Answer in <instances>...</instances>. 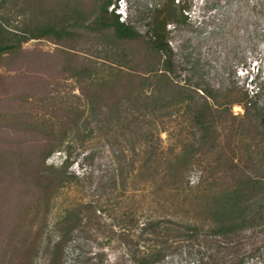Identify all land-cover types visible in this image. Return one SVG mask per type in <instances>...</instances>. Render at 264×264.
<instances>
[{
	"label": "rangeland",
	"instance_id": "374dc122",
	"mask_svg": "<svg viewBox=\"0 0 264 264\" xmlns=\"http://www.w3.org/2000/svg\"><path fill=\"white\" fill-rule=\"evenodd\" d=\"M127 1V23L139 38L128 41L122 53L113 44L112 29L93 23L102 0H33L27 9L19 0L25 9L17 18L20 26L28 20L43 22L41 2L47 21L55 27L61 17L66 21L59 40L55 34L30 39L16 53L0 57V264H48L55 255L45 250L51 224L66 207L89 202L105 210L86 213L90 218L71 232L54 264H131L127 249L141 251L150 243L139 228L151 214L152 192L172 183L140 179L125 190L118 179L113 185L115 155L125 171H150L164 169L167 164L158 160L166 155L192 150L188 179L194 190L200 171L207 189L225 188L246 176L264 177V0ZM181 15L184 21H178ZM156 24L164 25L172 51L169 75L188 89L186 101L164 108L156 98L159 84L133 77V92L115 105L125 77L121 84L103 86L73 75L83 63L115 61L120 53L126 54L124 70L131 74L162 68L164 57L149 56L142 45ZM99 63L96 74L112 80V70ZM86 92L93 94L89 102ZM206 103L212 110L205 112L210 126L204 130L197 115ZM75 116L77 125H71ZM46 135H68L78 163L68 168L75 178L49 202L32 176L42 157L34 143ZM82 154L93 157L83 160ZM25 157L29 166L23 164ZM63 160V152L55 151L45 164L59 170ZM163 193L156 196L164 204L159 215L177 223V235L170 236L175 242L159 264H198L202 255L212 264H227L238 256L245 258L244 264H264V223L231 241L208 236L205 228L192 234L188 230L201 219L194 202ZM238 240L243 244L234 249Z\"/></svg>",
	"mask_w": 264,
	"mask_h": 264
},
{
	"label": "trees",
	"instance_id": "16d2710c",
	"mask_svg": "<svg viewBox=\"0 0 264 264\" xmlns=\"http://www.w3.org/2000/svg\"><path fill=\"white\" fill-rule=\"evenodd\" d=\"M32 1L33 0H22L23 7L25 9L30 8L34 4ZM111 1L112 0H102L99 6L100 14L93 23L102 28H111L114 37L113 44H115V47L117 46V49L121 50L122 53H125V45L131 39H138L139 34L128 23L120 22L114 13H108L107 9ZM178 3L179 0H177V4ZM38 8L40 11L42 10L41 16H43V22H39L35 25L32 20H28V22L20 26L17 18L20 14L24 13L25 9L21 8L19 0H0V57L16 53V51L20 50L22 43L30 39L45 38L52 34H55L58 40L62 38L61 33L64 30L62 24L66 21V18L61 17L58 20L60 26L55 27L56 25H53L51 21H47L45 18L46 11L42 2L39 3ZM69 18L72 19V17ZM185 18L186 16L181 15L178 21H184ZM151 32L152 34L150 37L142 41V45L147 50L146 52L149 56L152 54L156 57H164L162 60V68H154L152 66L141 74H131L124 70L126 66L122 59L124 60L126 54L120 53L121 59L115 61L99 60L98 62H93L94 66L92 64L84 65L85 63H83L80 67L75 68V73L73 75L75 77L79 76V81H81L82 78L83 81H89L90 83L93 80L100 81L99 83L103 86L108 82H112L113 84L116 82L120 83V80L125 77V84L123 83L124 91L118 93L119 95L114 103L115 105L120 104L123 95L128 97L133 92L134 78H138L141 83L146 82L148 84L149 80L153 79L160 86L156 98L159 101H164L163 107L170 108L172 106H177V103L186 101L187 97L183 95V93L184 90L188 89L183 85L174 83L170 78L169 73L172 70V51L165 40L164 25L159 26L156 24L153 26ZM98 63L102 65V67L107 66L113 71L110 73L114 77L112 80H109V76L106 74L100 76L96 74L101 72L98 71L97 69L99 68L95 66V64ZM85 77L88 80L84 79ZM172 91L176 92L171 94ZM96 95L98 96L97 99L104 100L103 96L99 93ZM85 97L87 101L91 100L90 98L93 97V94L86 92ZM211 110L212 106L206 103L203 111L197 115V124H199L201 129L205 130L210 126L206 125L207 120L205 119V112ZM77 118L78 117L75 116L68 122L71 125H77ZM67 136L68 135H59L57 137L56 135H46L40 137L38 141L34 143V147H38L39 150H41L38 156L42 157L40 161H37L35 164L32 176L35 179V184L40 187V193L45 197L47 202H49L50 198H53L57 189L65 186L72 178H75V175L71 174L68 168L78 163L72 158L71 142L73 141L67 140ZM84 140L83 138L79 139L81 143ZM64 143L66 144L65 146H63ZM21 145H23V143H21ZM55 151H62L64 155L62 163L63 168L59 170L45 164L46 158ZM193 154L192 150L172 152L170 155H166L158 160L160 163L167 164L164 169H152L150 171L143 166L141 170L125 171L119 165L120 160L115 155L114 158L117 165L111 177L112 181L115 180L113 185L116 184L115 182H117L118 179L124 185L123 188L125 190L128 183L131 181L139 182L140 179L144 183L153 181L158 182L159 180L167 181L170 179L172 183L171 185L162 186L152 192V194L154 193L156 195L153 194L154 198L149 205L151 214L139 228L141 237L144 235L150 236V243L146 244L141 251L138 249H127L132 262L131 264H159L167 257L169 248L172 243L175 242L170 236L173 235L175 238V235H177V223L166 217H160L159 209L161 208V210H163L164 204L156 200L159 191L164 193L168 191L170 194L175 193L176 195L177 193L182 194L184 198L183 203H185L187 199L194 202L197 213L201 219L195 220L192 224V228L188 230L191 231L192 234L197 233L200 228H205V233L208 236L219 237L231 241L233 236H238V233L255 229L264 223V177L246 176L228 187L207 189V187H205V180L203 179V171H200V181H198L197 187L194 190V188L189 185L190 181L188 179V175L191 171L189 165L192 163ZM81 157L83 160H86L93 157V155L82 154ZM28 159L29 158L26 157L23 159L24 166H29V163L26 164ZM155 161L157 160L155 159L154 162ZM82 164L83 162H81V165ZM177 189L180 191L177 192ZM131 199L132 198H127L126 200L131 201ZM122 202H124V199L118 203ZM152 202L154 203L153 205H151ZM172 205L171 203V206ZM100 206L101 205H96L94 202L80 203L76 206H68L59 212V215L51 224L52 234L49 235L45 246L47 253L55 254L53 259H48V264H54L57 256L63 252L71 232L79 227L84 219L90 218V216H86L88 211L96 213L97 211L100 212L105 210L104 207ZM132 212L135 213L136 211ZM41 236L42 234H40L39 239H36L32 243L31 248L33 250L40 243L39 240ZM51 236L54 237L53 240ZM169 240L171 241L169 242ZM234 242V249H240L243 243L239 240ZM244 259L245 258L242 256L232 257L227 261V264H244ZM209 260V256L202 255L199 258L198 264H212Z\"/></svg>",
	"mask_w": 264,
	"mask_h": 264
},
{
	"label": "built area",
	"instance_id": "2783aa9c",
	"mask_svg": "<svg viewBox=\"0 0 264 264\" xmlns=\"http://www.w3.org/2000/svg\"><path fill=\"white\" fill-rule=\"evenodd\" d=\"M109 11L114 13L120 22L127 23V19H128L127 0H114L109 7Z\"/></svg>",
	"mask_w": 264,
	"mask_h": 264
}]
</instances>
